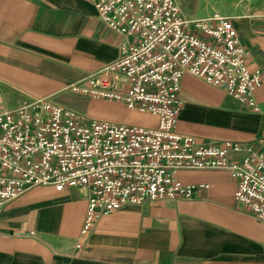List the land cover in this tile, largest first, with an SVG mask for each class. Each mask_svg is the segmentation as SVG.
<instances>
[{
	"label": "crops",
	"instance_id": "0c3cea01",
	"mask_svg": "<svg viewBox=\"0 0 264 264\" xmlns=\"http://www.w3.org/2000/svg\"><path fill=\"white\" fill-rule=\"evenodd\" d=\"M96 1L0 0V108L35 97L61 103L71 83L117 57L122 36L99 18ZM176 2L187 18L229 17L262 81L254 110L183 74L175 129L205 143L264 138V0ZM86 98L96 112L89 116L157 124L156 115L120 101ZM175 177L195 185L190 197L122 205L86 239L88 190L34 187L0 210V264H264V223L235 200L228 170L180 169Z\"/></svg>",
	"mask_w": 264,
	"mask_h": 264
},
{
	"label": "built area",
	"instance_id": "2783aa9c",
	"mask_svg": "<svg viewBox=\"0 0 264 264\" xmlns=\"http://www.w3.org/2000/svg\"><path fill=\"white\" fill-rule=\"evenodd\" d=\"M95 7L122 36L118 55L67 90L120 101L156 115L157 124L86 117L52 97L0 108V210L37 186L85 187L86 239L122 205L190 197L195 185L177 180L180 169L218 168L235 180V200L264 223V138L205 143L175 129L185 73L258 110L253 92L262 71L250 69L231 19L187 18L176 0H97Z\"/></svg>",
	"mask_w": 264,
	"mask_h": 264
},
{
	"label": "rangeland",
	"instance_id": "374dc122",
	"mask_svg": "<svg viewBox=\"0 0 264 264\" xmlns=\"http://www.w3.org/2000/svg\"><path fill=\"white\" fill-rule=\"evenodd\" d=\"M184 13L186 14V16H192L191 13H189L186 9V6L184 7ZM64 99H60L61 103L63 105H66L68 107H71L73 109H75L77 112H79L80 114H82L83 116L89 115V114H95L96 112L94 110H92L91 108V104H90V100L87 99L86 97H76L75 94H69L68 96H63Z\"/></svg>",
	"mask_w": 264,
	"mask_h": 264
}]
</instances>
